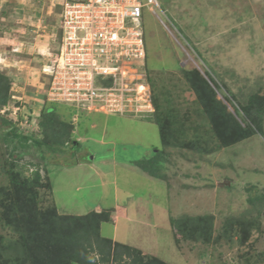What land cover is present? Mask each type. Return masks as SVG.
<instances>
[{
  "label": "rangeland",
  "instance_id": "obj_1",
  "mask_svg": "<svg viewBox=\"0 0 264 264\" xmlns=\"http://www.w3.org/2000/svg\"><path fill=\"white\" fill-rule=\"evenodd\" d=\"M159 3L169 30L145 14L146 74L162 118H174L169 146L161 140L158 112L106 114L49 101L50 81L42 72L49 56L40 53L47 43L35 46L31 29L40 17L56 24L60 9H49L47 0H0V72L10 86L0 114L38 140L47 136L51 142L61 131L40 125L53 107L58 119L72 126L61 139L67 144L64 154L33 144L14 151L16 143H5L7 129L0 128V188L11 187L8 170L14 159L29 169L26 176L40 172L46 185L37 190L38 207H56L59 215L107 211L110 221L102 223L101 235L145 255L168 264H264V137L255 132L240 143L221 145L184 77L198 70L235 120L253 129L243 108L254 96H264V0ZM59 41L51 42L54 52ZM251 113L264 128V111ZM156 150L166 157L164 180L132 163ZM197 216L213 217L211 241H178L173 222ZM246 222L254 226L241 243ZM0 236L15 239L1 221Z\"/></svg>",
  "mask_w": 264,
  "mask_h": 264
},
{
  "label": "trees",
  "instance_id": "obj_2",
  "mask_svg": "<svg viewBox=\"0 0 264 264\" xmlns=\"http://www.w3.org/2000/svg\"><path fill=\"white\" fill-rule=\"evenodd\" d=\"M146 13L143 14V28ZM146 69H148L147 56ZM148 77L147 75V81ZM184 77L190 89L195 93L197 102L202 107L221 145L231 146L240 143L252 137L255 132L264 137L262 120L257 119L251 113V109L254 108L264 111V96H254L250 104L243 108L244 117L251 123L253 129L244 128L228 112L225 104L217 99L216 91L198 70L186 71ZM209 79L213 82L211 77ZM9 89L8 78L0 72V101L4 105L7 102ZM152 104L155 109L153 114L158 112L156 121L160 127L161 140L165 146H169L167 136L172 133V127L169 124L173 117L171 114H166V118H162L163 110H160L161 105L153 94ZM54 109L56 108L53 107L43 115L44 121L40 125L43 129L59 128L61 130L59 133L62 135L59 133L54 135L51 142L47 136L43 140H38L24 134L17 123L0 114V128L7 129L3 137L4 142H15L14 151L19 148L26 149L33 144L38 148H46L51 153L64 154V147L67 144L61 139L67 131L72 129V126L60 121ZM14 151L10 153L11 158H15ZM165 162L164 153L156 150L152 156L132 163L147 175L164 180ZM15 163L13 159L9 164L11 187L0 188V221L5 227L10 228L15 239L6 241L0 236V264H168L158 257L143 254L137 248L103 237L100 233L101 225L110 221V213L107 211L100 213L91 211L77 216L59 215L56 207L41 209L38 207L37 190L45 187L46 184L40 172L35 170L30 176H26V171L29 169L19 168ZM212 222L213 217L209 216L179 218L173 222L175 238L178 241L184 239L208 244L213 235ZM246 223L247 228H242L241 235L234 230V233H238L241 243H244L248 232L254 226V223Z\"/></svg>",
  "mask_w": 264,
  "mask_h": 264
},
{
  "label": "built area",
  "instance_id": "obj_3",
  "mask_svg": "<svg viewBox=\"0 0 264 264\" xmlns=\"http://www.w3.org/2000/svg\"><path fill=\"white\" fill-rule=\"evenodd\" d=\"M47 1L49 9H60L56 24L40 17L31 31L35 46L39 41L47 43L40 53L49 56L42 66L50 81L48 100L75 110L153 114L143 14L150 13L164 25L159 0ZM57 40L60 48L54 52L51 42Z\"/></svg>",
  "mask_w": 264,
  "mask_h": 264
},
{
  "label": "crops",
  "instance_id": "obj_4",
  "mask_svg": "<svg viewBox=\"0 0 264 264\" xmlns=\"http://www.w3.org/2000/svg\"><path fill=\"white\" fill-rule=\"evenodd\" d=\"M113 165H115V162L113 163ZM102 175L107 176L108 175V172L107 173L106 172H102Z\"/></svg>",
  "mask_w": 264,
  "mask_h": 264
}]
</instances>
